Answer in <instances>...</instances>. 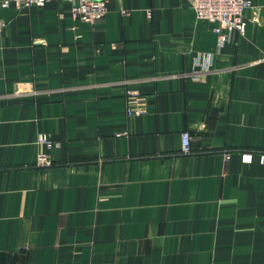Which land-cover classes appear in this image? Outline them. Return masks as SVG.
I'll return each instance as SVG.
<instances>
[{"label":"crops","instance_id":"0c3cea01","mask_svg":"<svg viewBox=\"0 0 264 264\" xmlns=\"http://www.w3.org/2000/svg\"><path fill=\"white\" fill-rule=\"evenodd\" d=\"M68 8L3 12L0 264H264L263 16L219 44L185 0Z\"/></svg>","mask_w":264,"mask_h":264},{"label":"built area","instance_id":"2783aa9c","mask_svg":"<svg viewBox=\"0 0 264 264\" xmlns=\"http://www.w3.org/2000/svg\"><path fill=\"white\" fill-rule=\"evenodd\" d=\"M54 0H0L1 8L9 7H32L43 5ZM67 2L70 6V15L73 19L86 21L90 24L100 23L107 12L109 0H61ZM193 10L197 18L208 21L213 24V31L219 44L225 43L234 32L244 34L247 27L245 11L252 7L251 0H185ZM194 59L192 79L198 78V72H207L211 65V60H207L205 55ZM128 115H140L143 113V98L129 94ZM134 105V106H133ZM38 142L45 144L48 148L52 147L53 142L44 134L38 137ZM190 149V135L187 131L181 134V150L186 153ZM38 162L42 165H48L50 162L45 154L38 156Z\"/></svg>","mask_w":264,"mask_h":264},{"label":"rangeland","instance_id":"374dc122","mask_svg":"<svg viewBox=\"0 0 264 264\" xmlns=\"http://www.w3.org/2000/svg\"><path fill=\"white\" fill-rule=\"evenodd\" d=\"M252 2V7H253V11L257 12L259 15H262L263 16V22L262 24L264 25V0H251ZM51 3H55V4H64L66 6V4L68 5V9L66 11L70 12V6L68 3L64 2V1H61V0H54V1H51ZM66 3V4H65ZM47 4V3H46ZM46 4H43V5H35L33 6L34 8H40V9H43L44 6ZM25 7L24 6H19V7H9V8H1L0 7V30H3L5 28V25H6V22H7V19L5 18V16L3 15V12L4 11H7V10H14L15 13H18L19 11H21L22 9H24ZM35 10V9H34ZM33 11V10H32ZM26 12V11H24ZM30 11H28L29 13ZM253 12V13H255ZM23 13V12H22ZM107 13V12H106ZM15 15V14H14ZM213 25V24H212ZM212 30H213V26H212ZM214 32V31H213ZM215 34V33H214ZM36 40V39H35ZM26 41V40H25ZM34 40H31L30 41V45L26 46V48H30V49H34V47L36 46L34 43H33ZM34 46V47H33ZM14 91L13 93L15 95H23L25 93H29V92H33L37 89L35 83L33 81L29 82V81H21V82H17L15 84V87L13 88Z\"/></svg>","mask_w":264,"mask_h":264},{"label":"bare ground","instance_id":"6f19581e","mask_svg":"<svg viewBox=\"0 0 264 264\" xmlns=\"http://www.w3.org/2000/svg\"><path fill=\"white\" fill-rule=\"evenodd\" d=\"M80 21V20H79ZM238 33V32H237ZM49 160V159H48ZM39 163V162H38Z\"/></svg>","mask_w":264,"mask_h":264}]
</instances>
